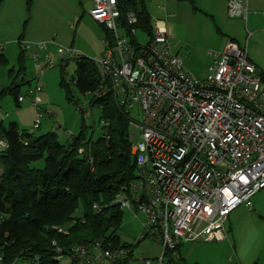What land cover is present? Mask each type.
<instances>
[{"label": "built area", "instance_id": "1", "mask_svg": "<svg viewBox=\"0 0 264 264\" xmlns=\"http://www.w3.org/2000/svg\"><path fill=\"white\" fill-rule=\"evenodd\" d=\"M117 3L94 0L89 11L106 30L92 100L109 97L128 119L136 172L115 203L122 211L143 215L139 240L159 243L160 257L144 259L145 264H168L170 256L178 260L182 244L225 241L223 225L230 212L241 206L251 210V199L264 190V79L231 39L215 55L211 77L194 78L171 52L166 27L152 22V35L141 44L136 14H123ZM227 12L245 20V1H229ZM262 14L264 21V7ZM29 45L21 46L26 52ZM55 57L63 64L80 54L59 47ZM53 65L48 60L46 68ZM41 91L27 92L35 109L33 129L42 118L35 100ZM6 146L0 141V150ZM53 229L68 234L62 227ZM70 254L66 257L74 264H120L130 257L126 249H105L99 243L72 247ZM62 257L54 258L60 262Z\"/></svg>", "mask_w": 264, "mask_h": 264}, {"label": "rangeland", "instance_id": "2", "mask_svg": "<svg viewBox=\"0 0 264 264\" xmlns=\"http://www.w3.org/2000/svg\"><path fill=\"white\" fill-rule=\"evenodd\" d=\"M93 1L33 0L36 16L30 20L28 15L31 8L27 11V4L24 6L26 0L2 1L0 28L5 31L0 35V47L5 50L8 59L7 64L0 63V118L3 126L7 127L9 123L15 122L20 130L33 132L35 135L53 132L63 144L78 136L81 130L84 131L85 140L91 143L103 134L99 107L91 104V95L80 94L71 83L76 71L74 61L66 58L62 71V63L55 57L59 47H71L93 62L92 71L99 70L103 50L100 39L104 36V31L89 15ZM194 1L197 8L195 11L188 3L176 0H145L151 21L154 23L157 19V26L166 27L171 52L178 54L188 73L199 79L211 77L213 56L210 52L222 51L225 36L233 37L240 43L241 49L256 64V74L261 70L264 72V34L251 36V29H246L244 22H240L241 19L232 18L227 12L229 1L225 6L211 3L214 0ZM157 6L163 9H158ZM263 22L262 14L260 27L264 31ZM23 34H31L39 42L37 45L32 42L29 45L31 49L25 52V70L16 77L15 82L20 85L18 95L23 96L25 101L16 105L13 97L2 92V89L10 83L8 70L12 69L16 76V57L19 54L17 38ZM136 38L144 44L149 35L144 31H137ZM39 44L45 45V51ZM48 60L54 62L51 69L46 68ZM42 70L44 72L40 73ZM61 76L64 78L63 82L68 84L71 101L60 85ZM36 87L42 90L34 97L41 108L42 118L39 128L33 131L35 109L27 92ZM78 107L81 108V113L77 112ZM37 164L39 168L43 167V161ZM243 209L230 212L233 222ZM80 215L81 209H78L76 216ZM142 216L132 210L123 212L117 233L119 243L130 246L128 253L132 252L127 264H145L144 259L155 261L161 255V248L155 239L139 240L144 221ZM228 225V222L223 225L227 236L223 242L198 241L182 246L179 253L187 264H264V217L243 218L236 224V228L233 224L229 229ZM69 263L66 256L59 262Z\"/></svg>", "mask_w": 264, "mask_h": 264}, {"label": "trees", "instance_id": "3", "mask_svg": "<svg viewBox=\"0 0 264 264\" xmlns=\"http://www.w3.org/2000/svg\"><path fill=\"white\" fill-rule=\"evenodd\" d=\"M176 1L197 10L194 0ZM31 2L26 0L28 11ZM117 2L123 14L131 11L136 14L135 29L150 37L152 21L145 0ZM100 27L105 35L106 30ZM18 44L16 76L10 69L12 83L2 91L9 93L16 105L20 97L16 77L25 70L21 37ZM73 61L76 71L71 83L80 94L92 96L99 84L98 72L91 68L93 62L82 55ZM0 63H6L1 54ZM63 81L61 76L60 85L71 101L68 84ZM91 104L99 107V118L106 125L100 138L92 143L85 140L82 130L63 144L56 133L35 135L20 130L14 122L7 127L0 123V141L7 145L0 150V264H59L54 257L60 254L71 257L72 247H88L93 243L105 249H130L119 243L117 232L124 211L115 203L136 172L135 159L130 154L129 122L109 97L91 99ZM39 161H43L42 168L37 164ZM94 205L100 210L95 211ZM78 209L80 216H76ZM53 227H62L68 234L57 233ZM170 261L185 264L181 258L170 256Z\"/></svg>", "mask_w": 264, "mask_h": 264}, {"label": "crops", "instance_id": "4", "mask_svg": "<svg viewBox=\"0 0 264 264\" xmlns=\"http://www.w3.org/2000/svg\"><path fill=\"white\" fill-rule=\"evenodd\" d=\"M4 1V0H2ZM228 1H231V0H214L212 1L211 3H217L219 4L220 6H225L227 5ZM245 3H246V9H247V13H246V18L245 20L244 19H241L240 22L245 24V28L246 27H249L251 29V32H249L251 34V36H261L264 34V31L262 30V28L260 27V23L262 21V11L261 8L263 9L264 7V0H244ZM3 2L0 3V7L3 5L2 4ZM34 3L33 0L31 2V10L29 12V20L32 19V18H35L36 16V12H35V8L34 7ZM2 4V5H1ZM25 2H24V6H25ZM28 11V10H27ZM149 14V13H148ZM150 16V15H149ZM1 17V15H0ZM151 18V17H150ZM238 19V18H237ZM156 22H157V19H155ZM258 23V24H257ZM249 24V25H248ZM257 24V25H255ZM247 29V28H246ZM5 31L4 28H0V35L1 33H3ZM233 32H235L234 30H232ZM234 35V34H232ZM226 39H231L233 40L234 42H236L239 46H240V43L237 42V40H235V38L233 37H227L225 36V39L223 40V45H224V41ZM19 38H17V42H18ZM21 40L22 42H25V43H29L31 44L32 42H36V43H32L33 45H37L38 42H39V39H37L36 37H34L33 35L29 34V35H26L24 36V34L21 36ZM2 45V44H0ZM241 47V46H240ZM0 51H3V53H0L1 55L4 56V59H6V54H5V50L3 48L0 47ZM210 54L213 56V61L215 60V55H217L218 53L216 52H210ZM178 55V54H176ZM247 57L249 58V56L247 55ZM250 60V59H249ZM252 60V59H251ZM250 60V61H251ZM8 61V59H6V62ZM254 66H256V64L251 61ZM7 64V63H6ZM257 67V66H256ZM185 68V67H184ZM186 70V69H185ZM187 71V70H186ZM9 72V70L7 71ZM192 76V75H191ZM259 76L264 79V72L261 70L260 73H259ZM10 77V76H9ZM194 77V76H193ZM196 78V77H194ZM196 79H199V78H196ZM206 79V78H205ZM199 80H204V79H199ZM10 83H12V79L10 78ZM9 83V86L11 85ZM9 86H6L5 88L2 89V91H4L5 89H7ZM39 99V97H38ZM2 122V121H1ZM3 123V122H2ZM15 123V122H14ZM72 136V135H71ZM252 200V209L249 210V209H246L244 207H239V208H244L240 214H239V217L238 218H235L234 219V222L232 221L231 219V214L229 215L228 219H227V222H228V226H229V229L232 227V225L234 224V228L237 227V223L239 221H241L243 218H247V219H251V218H256V216H261V217H264V190H262L261 192H259L257 194V196L255 195L253 197ZM239 208H237L236 210H238ZM236 223V224H235ZM188 244V243H186ZM185 244H182L178 251L176 252L178 254V258H181L185 264H187L186 260L182 257L181 253L180 252V249L182 246H184ZM256 264V263H255ZM259 264V262H258Z\"/></svg>", "mask_w": 264, "mask_h": 264}, {"label": "water", "instance_id": "5", "mask_svg": "<svg viewBox=\"0 0 264 264\" xmlns=\"http://www.w3.org/2000/svg\"><path fill=\"white\" fill-rule=\"evenodd\" d=\"M168 264H171V262H168Z\"/></svg>", "mask_w": 264, "mask_h": 264}, {"label": "clouds", "instance_id": "6", "mask_svg": "<svg viewBox=\"0 0 264 264\" xmlns=\"http://www.w3.org/2000/svg\"><path fill=\"white\" fill-rule=\"evenodd\" d=\"M20 104V103H19Z\"/></svg>", "mask_w": 264, "mask_h": 264}]
</instances>
